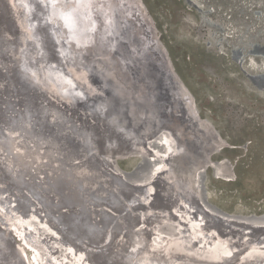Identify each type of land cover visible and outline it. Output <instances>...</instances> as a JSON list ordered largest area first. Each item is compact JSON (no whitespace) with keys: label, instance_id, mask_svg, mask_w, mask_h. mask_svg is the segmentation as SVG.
I'll return each mask as SVG.
<instances>
[{"label":"rangeland","instance_id":"obj_1","mask_svg":"<svg viewBox=\"0 0 264 264\" xmlns=\"http://www.w3.org/2000/svg\"><path fill=\"white\" fill-rule=\"evenodd\" d=\"M137 1L39 0V35L43 37L42 30L48 26L61 49L79 47L104 53L105 62L118 70L117 79L125 81L121 84L124 89L119 90L123 95L106 110L107 118L118 129L125 126L136 134H144L147 143L157 132L172 133L158 120L169 111L173 100L185 103L177 89L178 84L183 86L193 97L200 117L207 119L220 137L223 147L219 151L214 152L216 148L210 152L214 145L208 141L202 146L205 152L209 151L208 155L212 153L213 161L220 162V175L207 164L196 188L191 176L180 177L182 186L172 195L170 205L148 202L143 194L147 192L145 186L152 184L148 178L152 166L138 153L119 156L116 163L105 154L102 159L98 155L102 166L99 171H90L83 165L85 157L93 152V146L85 147L82 142L83 129L96 122L95 115L103 109L101 105L91 108L79 102L81 110L73 112L69 108L70 98L61 96L52 86H44L49 97H60L57 102L64 108L60 109L62 114L66 113L59 119L55 116L56 122L44 113H33L37 117L35 124L27 126L16 100L18 96H12L10 105L0 102V199L4 195L3 185L20 212H35L50 227L60 228L61 216L74 214L75 220L78 213L82 217L78 221L84 219L87 225L103 229L102 237L94 243L100 244L99 250L110 244L114 233H118L115 244L128 251L146 241L158 245L154 241L156 236L169 241L166 246H158L159 250L166 249V254L151 249L140 253L142 263H160L164 259L165 264H187L190 261L184 259L188 257L211 263V252L224 247L222 238H231L238 247L228 257V264H264L263 258L248 259L244 254L261 245L264 250V244L257 241L259 236L264 239V0ZM5 2L21 18L14 28L25 40L20 44L18 55H22L24 44L31 38L23 12L26 1ZM8 16L11 17L9 13ZM25 62L22 56L21 63L31 68ZM34 67L40 73L46 72L45 64ZM27 72L31 78L28 81L39 90V77ZM61 82L75 99H82L83 89L72 74L65 73ZM102 82L105 88L113 79ZM110 91L113 93V88ZM99 92L106 93L102 89ZM69 116L72 121L68 122ZM56 135L62 139L60 142ZM72 143L80 149L70 157ZM112 169H117L119 176ZM57 176L77 183L79 197L75 198V208L59 207V199L50 186ZM193 191L198 193L200 204L190 210L192 217H200L204 212L215 216V208L238 218L229 223L215 216L216 222H211L218 226L216 233H190L193 223L171 213L175 206H195L188 201ZM161 213L167 215L166 220L159 218ZM74 220H67L68 227ZM217 220L223 222L217 224ZM146 229L150 232L144 233ZM180 230L188 232L177 238L176 232ZM241 230L245 233L239 234ZM54 231L63 243L79 248V242L69 237V231ZM191 241H197L203 253L188 251L186 244L191 245ZM9 243L21 247L14 235ZM62 248L58 252L60 257L64 256ZM24 252L27 263L32 264L29 252ZM11 262H21L17 253L5 264ZM218 263L221 262H215Z\"/></svg>","mask_w":264,"mask_h":264},{"label":"bare ground","instance_id":"obj_2","mask_svg":"<svg viewBox=\"0 0 264 264\" xmlns=\"http://www.w3.org/2000/svg\"><path fill=\"white\" fill-rule=\"evenodd\" d=\"M25 1L23 12L27 18L26 22L30 25L31 38L24 44L26 48L23 49L24 51L22 55H18L21 51V42H25L18 30H15V28H17L15 22H19L21 18L18 16L19 14L17 11L14 12L9 10L5 0H0V84H2L0 86V102L5 104L9 102L8 105H10L13 97L18 96V99L16 100L19 102V107L22 113L26 116L27 126H34L35 124L34 120L37 117L34 118V115L36 114L33 113H44L49 116L51 121L54 120V122L58 121L55 116L58 119L59 117H62V110L60 109L63 107L57 102V100H60V97H57L58 99L55 96L49 97V91L46 90L44 86L49 88L52 86L59 91L61 96H64L67 99L70 98L69 108L73 112L75 110L77 112L78 109L81 108L79 102L82 103V105L88 104L91 108L92 106L98 107L101 105L103 109L101 112L99 111L100 114L97 111H94L97 112L94 119L96 122H92L86 130L85 128L83 129V144L88 148L93 146L92 154L85 157L83 165L85 169L90 171H99L102 168L100 159H102L101 156L103 154L109 156L112 160H115V158L124 156L126 153L130 155L138 153L143 159L146 158L145 161L148 160L149 164L152 166L151 170H149L148 177L151 179L152 184L150 186H145L147 192L143 194L150 203L152 201L156 203L157 201H160L161 203H166L165 205H170V201H173L174 199L172 195H174L175 191H178L177 189L182 186L179 180L182 176H191L196 188L198 186L197 181H199V176L202 175L203 169L207 164L215 168L214 172L217 171L215 173L216 175L217 173L220 175V171L218 172L221 166L220 162H215L212 160L213 158H210L213 149L215 150L217 148L216 151H214L217 152L223 147L220 143V137L207 119L204 120L200 117V113L197 110L192 96H188L179 84V88L177 89H179V92L182 94L185 103L182 104L178 100H173L169 107V111L158 120L159 124L167 126L172 133L163 130L158 135L159 132H157V134L150 136V141L147 143L144 134L142 133L136 134L135 131L126 129L125 126H122V130L114 127L107 118L106 110L111 109L114 105V101L123 95L119 90L122 87L121 84L125 81L121 82L117 79L116 72H118V70L105 62L106 59L104 53L98 51L93 53L92 51L90 52L88 48H67L64 46L63 49L59 48L51 28L48 26H45L46 29H44V31L42 30L44 36L41 37L39 35L41 23L36 18L37 11H39L40 8L39 0ZM8 13L11 17L8 16ZM141 17L143 16L141 15ZM46 23L47 22H45V24ZM45 30H47V33H45ZM60 46L62 45L60 44ZM13 52L15 53V58L12 56ZM22 56L26 61V66L29 64L28 66H31V68H26L24 64L21 63ZM40 63L46 65V72L43 71L40 73V71L34 67L36 64L41 65ZM78 66L81 67V69L76 68ZM13 69L17 73L16 76ZM27 70L39 77V83L40 85L42 84L39 90L34 87V84L28 81V77L30 78V76ZM65 73L72 74L74 81L83 89L81 100H78L77 98L75 99L70 90L61 84V80ZM97 77L101 80L107 78L113 79L112 83L105 85V89L109 88V91L106 89L107 91H105L106 93L104 95L99 92L98 94L94 91V87L97 88L95 81V78ZM172 80L175 79L173 78ZM112 88L114 90L113 93L110 91ZM89 110L93 111L90 108ZM86 112H88V110H86ZM63 114L65 115L66 113ZM89 115L90 114L88 113V116ZM69 121H72L70 116L68 117V122ZM61 122L62 121H60V123ZM42 127L47 129L46 125H42ZM33 129L35 128L33 127ZM59 137L60 136L56 135V139L60 142L62 139H59ZM207 141L214 145L210 150V152H212L210 155H208L209 148L206 150L208 152H205L204 149H202L203 144ZM160 144L163 149L159 147ZM205 148H207V146ZM79 149L80 146H77L76 143H72L70 147V157L77 155ZM98 155H100V159H98ZM152 162L154 163V166L152 165ZM112 171L118 175L117 169H112ZM229 177L225 179L231 180ZM50 183V186L53 188V191L59 199V207L61 206L64 208L65 206H68L71 209L75 208L77 203V199L75 198L79 197V187L77 183L69 180L67 181L66 178H60L58 176ZM1 188H4V195L2 197L3 199H0V264L8 262L9 258L15 253L18 254L19 261L21 262H11V264H28L25 258V250L27 253L29 252L28 257L32 264L167 263L164 259L160 263L158 261L142 263L141 260H139V258L143 259L142 255L140 256L139 254L142 252H148L149 249L157 252L161 251L166 254V249L159 250L158 248L159 245L166 246L168 244L167 242L169 241H167L166 238L156 236L154 241L158 243V245H155L154 242L153 245H149L146 241L145 243L143 242L134 246L132 250L128 251L125 248H119L117 243L115 244L118 233H114L112 240L109 241L110 244L103 250H99L97 247L100 244L95 246L96 244L94 243L99 241L102 237L101 233H104L102 232L103 229H100L96 225H87V222H85L84 219L83 222L78 221L82 218L78 213H75V220L74 214L67 218L65 216L58 217L59 219H57L59 222L56 221L60 224V228L55 225L50 227L41 215L35 212H20L15 203L14 197L8 193L5 186L2 185ZM8 189H10V186H8ZM199 198L198 193L193 191L188 195V201L194 203L195 206L191 205L189 208H186L185 206H175L171 213L173 216L175 215L183 218L186 222L193 223L192 225L190 224L192 227V229L189 230L190 233H216L218 226L211 222L213 220L216 222L215 216L219 217L218 219L225 218L224 220L229 221V223H234L238 218L236 215H229L213 207V210L216 212L215 216L204 212L200 217L198 215L197 217H192L190 210L196 206L198 207L200 204ZM54 203L56 204V202ZM77 215L79 218H77ZM166 217L167 215L165 213L159 214V218L163 221L166 220ZM67 220H74V222H71V227H68L69 222ZM221 222L223 221L217 220V224ZM54 230L58 233H62L61 230L69 231V237L72 240L79 242V248L74 249L72 248L73 246L63 243L60 240V235H57ZM149 232V229L144 231V233ZM186 232L188 231L180 230V232H176L177 238H181ZM14 233H16L20 239H18ZM240 233L245 232L241 230L239 234ZM11 235H14L18 239L21 247L9 243ZM245 238L246 234L243 237V241ZM222 241L224 247L214 249L211 252L213 262L225 261L226 263H230L228 257L230 254H233L234 248H237L238 245L234 239L231 238H222ZM257 241L258 243L264 244V239L261 240L260 236ZM196 242L197 241H191V245L186 244V248L191 253L193 252L196 255H200V253H203L204 249ZM261 246H257L256 249L244 252L245 256L248 259L254 257H261L264 259V250L260 249L263 248ZM60 247H63L62 249L64 250L63 257L58 255ZM68 255H70V257H68ZM164 257L166 258L165 255Z\"/></svg>","mask_w":264,"mask_h":264},{"label":"water","instance_id":"obj_3","mask_svg":"<svg viewBox=\"0 0 264 264\" xmlns=\"http://www.w3.org/2000/svg\"><path fill=\"white\" fill-rule=\"evenodd\" d=\"M114 55H118V52L117 53H114ZM77 68V67H76ZM79 69V68H78ZM77 69V70H78ZM13 71H14V74H15V76L17 75V73H16V71L13 69ZM95 81H96V85H97V88L96 87H94V91L96 92V93H98L99 92V90L100 89H102V90H105L106 91V89L104 88V86L102 85V80L101 79H96L95 78ZM177 83H178V81H177ZM180 83V82H179ZM180 85H181V83H180ZM182 88H183V86H181ZM184 89V88H183ZM185 90V89H184ZM186 92V91H185ZM100 93V92H99ZM98 93V94H99ZM187 93V92H186ZM100 94H103L104 95V93H100ZM187 94H189V93H187ZM189 96V95H188ZM193 98V97H192ZM193 101H194V99H193ZM195 103V102H194ZM197 110H198V108H197ZM199 112V111H198ZM161 149H163V147H162V145L160 144V146H159ZM133 153H135V152H133ZM139 153H141V152H139ZM128 155H130V154H128V153H126L124 156H128ZM116 159V158H115ZM151 160H153V159H151ZM117 162V160H114V163H116ZM152 165L154 166V163L152 162ZM205 200H206V198H205ZM15 235H16V233H14ZM17 236V238L18 239H20V237L18 236V235H16ZM14 240L16 241V239L14 238ZM26 258V257H25ZM27 260V259H26ZM184 261H190V263L189 262H187V264H215V262H211V263H203V262H201V261H198V259H196V258H192V257H188V258H186V259H184ZM220 262V261H219ZM182 263V262H181ZM180 263V264H181ZM184 263V262H183ZM186 263V262H185ZM218 264H228V263H226L225 261H221V263H218Z\"/></svg>","mask_w":264,"mask_h":264}]
</instances>
